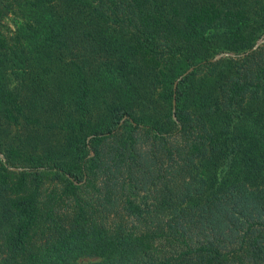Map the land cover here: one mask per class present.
Segmentation results:
<instances>
[{"label": "trees", "instance_id": "trees-1", "mask_svg": "<svg viewBox=\"0 0 264 264\" xmlns=\"http://www.w3.org/2000/svg\"><path fill=\"white\" fill-rule=\"evenodd\" d=\"M0 264H264V0H0Z\"/></svg>", "mask_w": 264, "mask_h": 264}, {"label": "rangeland", "instance_id": "rangeland-1", "mask_svg": "<svg viewBox=\"0 0 264 264\" xmlns=\"http://www.w3.org/2000/svg\"><path fill=\"white\" fill-rule=\"evenodd\" d=\"M12 21H13L12 18L9 17L5 21V24L8 25V26H10V27H13V25H12L13 22ZM95 259L96 258L94 256H83V257L79 258L78 261H80V262H88V261H92V260H95Z\"/></svg>", "mask_w": 264, "mask_h": 264}, {"label": "water", "instance_id": "water-1", "mask_svg": "<svg viewBox=\"0 0 264 264\" xmlns=\"http://www.w3.org/2000/svg\"><path fill=\"white\" fill-rule=\"evenodd\" d=\"M260 42H261V40H258V41L256 42V44L252 47V49L256 48V47L259 45ZM224 55H225V54H222V53L217 54V55L214 56V58H212V60H216V59H218V58H220L221 56H224ZM189 70H190V69H188L187 71H185L183 75H185ZM183 75L179 76L178 79H180ZM178 79H177V80H178ZM176 83H177V81H175L174 86L176 85ZM174 88H175V87H174Z\"/></svg>", "mask_w": 264, "mask_h": 264}]
</instances>
